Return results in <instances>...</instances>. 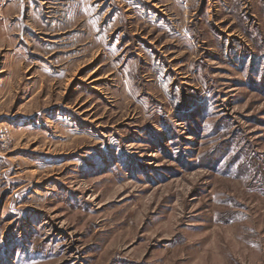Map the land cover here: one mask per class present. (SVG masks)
Instances as JSON below:
<instances>
[{"label":"rangeland","instance_id":"1","mask_svg":"<svg viewBox=\"0 0 264 264\" xmlns=\"http://www.w3.org/2000/svg\"><path fill=\"white\" fill-rule=\"evenodd\" d=\"M0 264H264V0H0Z\"/></svg>","mask_w":264,"mask_h":264},{"label":"crops","instance_id":"2","mask_svg":"<svg viewBox=\"0 0 264 264\" xmlns=\"http://www.w3.org/2000/svg\"><path fill=\"white\" fill-rule=\"evenodd\" d=\"M46 20V23L49 25V27H52V26H54L53 24L54 23H56V27H52V29H57L58 31L60 30V32L62 33V32H64V33H66L67 31H63L62 29H64V28H62L60 25H59V23L57 24V22H59L60 20L58 19L57 20V18H54V19H51V20H49L48 18L47 19H45ZM61 23L63 24V22L61 21ZM61 24V25H62ZM67 24H65L64 26H66ZM74 36H75V34H73V35H71V37L72 38H74ZM51 47H50V50H52V49H54L53 48V46L54 45H50Z\"/></svg>","mask_w":264,"mask_h":264}]
</instances>
